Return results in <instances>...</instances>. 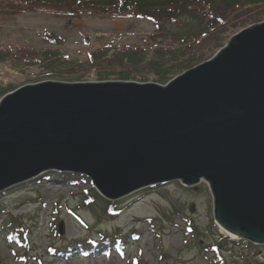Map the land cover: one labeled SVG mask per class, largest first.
<instances>
[{"label": "water", "instance_id": "1", "mask_svg": "<svg viewBox=\"0 0 264 264\" xmlns=\"http://www.w3.org/2000/svg\"><path fill=\"white\" fill-rule=\"evenodd\" d=\"M48 171L110 201L203 180L215 224L264 245V22L165 86L45 81L2 97L0 192Z\"/></svg>", "mask_w": 264, "mask_h": 264}, {"label": "rangeland", "instance_id": "2", "mask_svg": "<svg viewBox=\"0 0 264 264\" xmlns=\"http://www.w3.org/2000/svg\"><path fill=\"white\" fill-rule=\"evenodd\" d=\"M159 32L145 17L102 21L2 11L0 47L10 50L23 47L40 54L48 49L54 51L48 59L56 61L53 64L48 59L39 63L26 60L0 69V89L13 90L0 99L25 85L45 81L100 82L95 79L78 82L68 75L72 74L69 70L75 69L76 64L94 60L97 55H108L114 48L119 53L142 48L150 55L152 50L163 47L158 41L167 38ZM170 41L168 48L177 46ZM197 45L191 48V54L199 53ZM222 48L210 58L196 61L197 65L212 59ZM137 69L125 73L140 78L143 73L140 66ZM168 70L156 64L148 74L159 78ZM183 72L164 82L151 78L145 82H126L165 86ZM51 173L45 172L0 192V264H264V245L254 247L236 236L231 238L215 224L213 199L205 181L192 187L172 181L135 191L115 200L121 207L120 213L109 217L100 211L105 198L87 177L73 184L42 178ZM94 193L102 199L97 200L92 210L82 208L81 201ZM9 219L15 220L20 228L16 235L12 233L14 227L8 225ZM60 222L63 235L57 233ZM4 223L8 226H2ZM104 233L116 234L121 240L99 245L89 252H84L77 243L85 239L97 241ZM213 245L214 250L218 247L222 260L211 250Z\"/></svg>", "mask_w": 264, "mask_h": 264}, {"label": "trees", "instance_id": "3", "mask_svg": "<svg viewBox=\"0 0 264 264\" xmlns=\"http://www.w3.org/2000/svg\"><path fill=\"white\" fill-rule=\"evenodd\" d=\"M2 11H10L13 14L41 13L66 16L70 19L91 18L102 21L145 17L154 23L161 35L167 37L158 41L162 48L148 51L150 55H147V51L144 53L142 48L121 51V53L114 48L108 55L100 54L95 56L94 60L90 57V62L74 65L75 69L69 70L72 74L68 75H73L78 82L87 79L145 82L148 78L164 82L178 73L191 69L197 65L196 61L205 57L210 58L216 50L225 46L229 39L241 30L263 21L264 0H0V13ZM168 37L177 46L168 48L166 45L171 42ZM196 45L199 47V53L191 54V48L194 49ZM53 55L54 51L48 49H44L40 54L23 47L13 50L0 47V69L26 60L39 63L40 60H47ZM52 59L49 58L47 61L54 64L56 60ZM156 64H162L169 70L164 71L159 78H152L148 73L152 72ZM137 66H140L139 70L143 73L140 78H134L125 73L128 69L138 70ZM10 91L13 90L0 89V97ZM42 178H54L63 184H73L79 179H85L77 174L58 171H52L51 174H46ZM100 199L102 198L94 193L93 197L89 196L81 201V207L92 210ZM120 208L116 202L105 199L100 211L103 216L114 217L120 213ZM7 221L9 226L14 227L12 233L16 235L20 231L19 226L15 220ZM6 225L4 223L2 226ZM119 238L116 234L104 233L100 234L97 241L85 239L77 243L81 245L84 252H89L99 245H107L113 241L120 242ZM230 244L232 245L233 242ZM247 244L254 246L248 241ZM101 249L98 251H102ZM217 249L218 247L214 250V245L211 248L212 251L217 252V258L222 260Z\"/></svg>", "mask_w": 264, "mask_h": 264}, {"label": "bare ground", "instance_id": "4", "mask_svg": "<svg viewBox=\"0 0 264 264\" xmlns=\"http://www.w3.org/2000/svg\"><path fill=\"white\" fill-rule=\"evenodd\" d=\"M231 238H233L234 236L233 235H230Z\"/></svg>", "mask_w": 264, "mask_h": 264}]
</instances>
